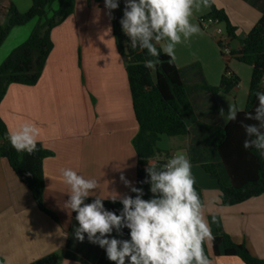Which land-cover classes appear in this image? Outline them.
I'll return each mask as SVG.
<instances>
[{
  "label": "crops",
  "instance_id": "0c3cea01",
  "mask_svg": "<svg viewBox=\"0 0 264 264\" xmlns=\"http://www.w3.org/2000/svg\"><path fill=\"white\" fill-rule=\"evenodd\" d=\"M81 1L78 5L75 0L74 13L52 30L53 49L39 81L34 86L10 85L0 102V119L8 133L25 123H33L39 131L38 143L52 153L42 165L43 204L57 218L55 221L38 209L30 191L8 162L0 158L2 264H32L51 254L60 257L59 264H95L102 256L103 248L90 243L87 234L83 242L74 237L78 223L71 209L65 207L70 190L63 182L61 169L71 168L98 182L89 198L111 200L116 193L130 195V189L120 179L122 174L135 186L137 156L131 142L138 126L124 57L117 50L112 19L102 0ZM210 1L236 27L237 39L221 37L227 51L221 56L217 27L204 29L199 23L209 12V7L201 4L199 9H193L191 17V23L199 25L201 31L176 46L174 63L185 85L217 87L226 65L239 78L232 94L201 92L190 99L199 122L222 127L228 122L229 105L245 109L252 73L251 67L229 56V52L240 50L241 41L264 17V0ZM10 3L21 13L31 6V0H0L2 6ZM56 8L54 3L52 9ZM121 9L119 3L113 12L117 14ZM35 24L36 19L14 27L0 46V59L4 45L12 38L16 47L22 44ZM221 108L224 117L219 114ZM187 131L185 137L162 136L157 147L167 158L159 155L158 159L167 162L178 152L186 154L206 205L211 233L222 228L235 243L245 244L251 255L264 260V195L231 207L221 206L217 182L201 168L205 163L214 164L221 183L228 185L219 158L213 161L217 154L215 145L210 142L203 152L198 133L189 121ZM206 243L210 247V238ZM210 262L242 264L238 258L224 257L221 248L220 255Z\"/></svg>",
  "mask_w": 264,
  "mask_h": 264
},
{
  "label": "trees",
  "instance_id": "16d2710c",
  "mask_svg": "<svg viewBox=\"0 0 264 264\" xmlns=\"http://www.w3.org/2000/svg\"><path fill=\"white\" fill-rule=\"evenodd\" d=\"M57 3V8L49 9ZM122 9L119 13L112 12L113 35L118 52L124 57L125 70L131 93L132 107L138 130L132 139V147L137 156V169L135 186L143 188L144 199L152 197L150 185L141 183L147 178L146 168L155 164L162 167L165 159L159 160V155L167 154L158 149L157 144L162 136L168 138L185 137L187 121L191 122L198 133L201 149L207 150L210 142L215 145L217 156L228 179L224 186L219 178L216 166L212 163L201 165L202 170L210 179L217 182L221 195L220 204L231 207L241 204L251 198L264 195V157L254 148L245 149L243 142L246 139L244 123H256L245 120V114L254 112L258 104L255 93L264 92V17L253 26L241 41L238 51L229 52V56L238 62L252 68L245 109L238 112L236 121H228L224 126H208L197 120L191 107L190 99L201 92L216 94L223 92L232 94L239 85V78L225 66L219 86L185 85L182 83L175 63L169 64V57L161 52L159 64L155 71L146 68L144 62L153 59L147 50L130 47L129 38L122 31L120 20L123 17L125 0H119ZM209 12L199 19L212 20L215 27L221 29L217 40L221 56H225V45L222 36L229 40L237 39V29L233 26L225 12L218 9L209 0ZM75 0H31V6L26 12H19L10 3L8 6L0 5V46L14 27L24 26L36 19V24L28 38L14 48L6 59L0 64V102L7 88L12 84L34 86L40 79L48 56L53 49L51 32L74 13ZM201 24V23H200ZM160 48V45H156ZM8 131L0 119V158L5 159L19 181L27 187L38 209L57 221L53 212L43 204L44 178L43 161L52 156V153L37 143V150L32 154L17 152L8 140ZM196 190L202 200L201 190ZM135 196V193H130ZM94 198L85 202L91 203ZM203 202V200H202ZM104 207L119 214L122 204L119 201L103 200ZM76 213L72 212L75 219ZM118 239H129V230L123 229L119 236L115 230L112 233ZM205 255L211 261L222 255L228 258H238L242 264H264V260L251 255L245 244L235 243L231 237L220 227L216 228L210 238V250L206 241L203 244ZM3 260L0 258V264ZM60 257L51 254L32 264H59ZM95 264H114L102 249V256Z\"/></svg>",
  "mask_w": 264,
  "mask_h": 264
},
{
  "label": "clouds",
  "instance_id": "9594fccd",
  "mask_svg": "<svg viewBox=\"0 0 264 264\" xmlns=\"http://www.w3.org/2000/svg\"><path fill=\"white\" fill-rule=\"evenodd\" d=\"M107 15L119 7V0H104ZM201 4L209 6V0H125L122 31L129 38L132 49L147 50L153 59L144 62L146 68L155 71L162 63L161 52L176 60L175 48L199 34V25L191 23L193 9ZM160 45L158 49L156 45ZM258 104L254 112L245 114L241 121L246 139L245 149L254 148L264 157V92L255 93ZM238 109L229 105L227 121H236ZM224 117V109H220ZM39 131L33 123H25L18 130L10 131L8 140L17 152L32 154L37 150ZM186 154L178 152L162 167L152 164L146 168L147 178L141 183L150 185L152 197L144 199V190L134 186L123 174L120 179L135 196L118 194L110 197L119 200V214L104 207L97 196L91 203L85 201L98 187L95 179H86L71 168L61 169L63 182L69 187L65 207L76 213L78 227L74 237L80 242L87 239L105 249L109 261L114 264H211L205 255L203 244L211 238V228L205 216L206 205L196 190V179ZM129 230V239H118Z\"/></svg>",
  "mask_w": 264,
  "mask_h": 264
},
{
  "label": "rangeland",
  "instance_id": "374dc122",
  "mask_svg": "<svg viewBox=\"0 0 264 264\" xmlns=\"http://www.w3.org/2000/svg\"><path fill=\"white\" fill-rule=\"evenodd\" d=\"M81 2H83V1L78 0V5H81ZM102 3H103V5H104V7H105V2H104V0H102ZM51 10H52V8L49 9V12H48L49 15H50V13H51ZM119 12H120V11H119ZM219 36H220V35H218V37H219ZM13 47H16V44H15V42H13V38H12L8 43H6V44L4 45V47H3V49H2V54H3V55H2V59H0V64L6 59L8 53H9L10 51H12ZM217 158H218V156H217V154L215 153V154H214V159H213V161H217ZM207 247H208V250L211 252L208 243H207Z\"/></svg>",
  "mask_w": 264,
  "mask_h": 264
},
{
  "label": "built area",
  "instance_id": "2783aa9c",
  "mask_svg": "<svg viewBox=\"0 0 264 264\" xmlns=\"http://www.w3.org/2000/svg\"><path fill=\"white\" fill-rule=\"evenodd\" d=\"M200 23H201V26H202L204 29L208 28L209 26L214 25L213 21L210 20V19H208V20H201ZM215 32H216L217 35H220V34H221V29H220V28H216V29H215ZM224 53L227 54V51L224 50Z\"/></svg>",
  "mask_w": 264,
  "mask_h": 264
}]
</instances>
